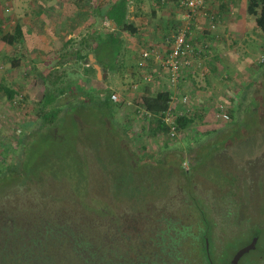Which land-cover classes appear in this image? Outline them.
Wrapping results in <instances>:
<instances>
[{"label": "rangeland", "instance_id": "1", "mask_svg": "<svg viewBox=\"0 0 264 264\" xmlns=\"http://www.w3.org/2000/svg\"><path fill=\"white\" fill-rule=\"evenodd\" d=\"M259 37L264 44V31ZM251 40L247 49L259 48L255 43L257 37ZM102 50L105 57V46ZM257 64L258 73L247 78L252 80L250 85L245 91L237 92L239 98L244 94L236 109L239 115H235L233 109L236 106L233 103L226 106L232 116V130L218 127L219 132L207 141L211 143L202 147L200 142L195 143L189 151L183 148L187 143L183 134L169 142L165 141L167 139L164 136L150 138L143 127L144 122L133 113V109L119 106L113 119L121 129L119 132L123 143L126 142L140 156L142 165L139 166L130 164V155L123 150L124 144L120 145V138L114 133L116 129L112 126V118L106 122L102 119V107L97 108L99 103L90 102L83 105L82 109L78 92L82 91L83 86H79L77 93L73 94H76V99L71 101L68 108L60 110L53 127L36 131V135L28 140L29 144L21 161L24 171L30 172V184L34 187L31 185L29 190L18 191L0 181V217L4 218L3 214L8 208L14 211L16 198H19L26 212H31V216L42 212L41 207L47 209L49 205L45 201L52 198L55 203H51L53 213L57 207L59 214L68 212L74 215L72 224L82 220L90 225L96 223L108 242L112 240L108 238L118 226L116 216L122 217L127 213V217L136 222V215L139 213L140 223L135 224L137 230H140L139 238H145L156 224H163L166 216L177 218L176 226H187L184 233L179 234L177 248L184 256L183 260H179L180 264H191L195 255L200 253V247L191 244L196 239L191 238L190 233H198L204 228L200 226L201 210L211 219V227L225 229L223 235L219 234V239L223 237V241L218 249L220 253L217 259L212 253L214 264H226L232 253L247 243L255 232L261 233L258 243H263L262 232L256 225H259L261 219L264 221V61L258 59ZM231 91L236 98L234 90ZM85 93H88L86 88ZM122 94L130 95L128 92ZM0 95V158L2 147L9 143V154L14 160L17 152L24 151L25 147L20 146V141L25 137L21 129L37 125L30 120H35L38 96L35 92L24 99L15 96V101L7 104L5 92L1 91ZM56 100L61 104V97H56ZM238 101L239 99L237 103ZM211 103L212 101H200L198 105L199 108L202 104V108L208 113V120L212 121L208 125L203 124L205 127L222 124L227 120L215 116V107ZM196 126L199 128L201 125ZM196 126L185 133L191 138L192 144V136L202 134L198 133L199 130L196 131ZM228 141V145L224 146L223 142ZM215 145L220 149L213 148L210 153L208 148ZM151 154L152 158L149 156ZM197 154L203 158L198 164L200 170L191 168L192 173L186 174L189 176L187 179L181 172V166L195 164L194 156ZM158 157L162 161L154 163ZM112 170L122 174L120 181L115 179L117 174ZM226 172L229 173L225 174ZM234 177L236 180L230 182ZM80 178L83 182L78 183ZM229 183L232 184L230 194ZM238 197L240 206L234 208L230 201ZM74 199H78L77 204L82 207L76 205ZM32 201L36 206L29 208L28 204ZM85 203L95 207L94 210H89ZM98 206L102 207L103 214L101 211L98 214L95 212L96 208H100ZM23 208L21 211H25ZM121 223L120 221L119 225L124 226ZM240 226L242 228H238ZM120 241L123 243L122 239ZM52 251L56 253L53 258L58 264H82L66 246H58ZM247 255L248 253L238 264L244 263ZM166 258L168 260V254ZM198 264L203 262L200 260Z\"/></svg>", "mask_w": 264, "mask_h": 264}, {"label": "crops", "instance_id": "2", "mask_svg": "<svg viewBox=\"0 0 264 264\" xmlns=\"http://www.w3.org/2000/svg\"><path fill=\"white\" fill-rule=\"evenodd\" d=\"M106 1L0 0V84L13 89L21 99L34 92L38 96L36 90H42L44 82L52 88L62 85V103L69 105L76 99L74 92L86 86V77L91 75L102 84L100 88L128 92L127 97L134 102L146 89H161L160 76L165 73L161 58L173 42V31L181 28H185L193 46L194 71L189 72L188 65L175 90L188 92L187 108L200 101L236 106L237 92L245 91L252 81L248 76L258 73L257 61L264 58V44L259 37L263 31L247 11L248 0H203V11L197 9L189 16L176 0H130L127 20L136 31L121 32L123 54L116 70L108 71L99 62L94 37L116 27L112 19H99L94 13V6ZM18 26L17 38L12 43L5 40L4 35L15 33ZM256 37L259 48L247 49ZM146 48L151 54L143 57ZM77 52L82 59L78 60ZM87 65L94 68L89 75L83 69ZM148 74L153 82H146ZM121 106L133 109L131 105Z\"/></svg>", "mask_w": 264, "mask_h": 264}, {"label": "trees", "instance_id": "3", "mask_svg": "<svg viewBox=\"0 0 264 264\" xmlns=\"http://www.w3.org/2000/svg\"><path fill=\"white\" fill-rule=\"evenodd\" d=\"M129 1L130 0H108L94 6V13L97 18L112 19L116 24V27L109 30V32L94 36L96 39V52L98 51V58H100L99 62H103L104 67H106L108 71L116 70L119 61L118 59L123 54L121 46L124 39L121 37V32L123 30L129 32L136 31V26L127 20V8ZM247 11L255 16L256 26L264 31V0H248ZM19 34L20 27L18 26L15 29V33L4 35V39L12 43ZM104 46L107 49L105 57L102 50ZM77 55L78 60L83 58L79 52H77ZM83 69L84 73L87 75L94 70L92 65H87ZM101 86L102 84L95 76H87L86 86L82 88V91L80 90L78 92L81 97L78 98V101L80 100L82 109L84 108L83 105L90 102L99 103L97 108L100 109L102 107V119L104 118V121L106 122L112 118V126L116 129V132L114 133L120 138L119 143L121 145L123 143L122 135L120 134L121 132H119L121 129L118 128V122H115L113 119V117L117 114L116 111L120 105L110 98V94L113 90L110 88L102 89L100 88ZM85 88L88 93H85ZM0 89L4 90L6 94L7 104H11L15 101V91L13 89L5 86L4 84H0ZM36 91H38L39 94L38 107L34 118L35 120L30 121L31 123L35 121L34 123L37 125L29 129H27L29 126L21 129L25 137L22 141H20V146L21 148L25 146L24 151H18L15 159L12 160L13 158H11L9 154V143H6V145H4L1 149L0 181L5 184H9L10 187L13 186V189L18 191L29 190L32 185L30 184L29 178L30 172H28V170L27 172L24 171L23 163L21 161L23 154L26 152L25 150H27V146L29 144L28 140L36 135V131L41 132V130H45L44 128H48V126L49 128L50 126L53 127L52 125L55 123L54 119L56 116L64 109L68 108V105H64L62 102L60 104L58 103V100H56V97H60L65 93V89L62 85L52 88L47 82H44L43 89ZM171 93L172 92L168 89H158L155 91L146 89L137 98H134L135 104L144 107V109L150 113L146 123L143 125L150 138L164 136L167 139L165 141L169 142L170 140L177 138L180 134H183V136H185L184 138H187L186 146L183 148L189 151L195 143L200 142L201 147L204 144L211 143L207 141L213 134L219 132L218 127H223L227 129V131L232 130V124H230L232 116H230L231 114L226 109L227 104L219 101L214 103L212 102L211 104L215 107L214 112L216 110H223L228 113L229 118L224 120L222 124L205 127L203 124L208 125L212 121L208 120V113L204 110V108H202L201 104L199 106L201 109H199L198 105H196L197 107L193 106L189 110L184 109L181 114H176L173 121V124L175 125V134H171L170 124L164 120V114L172 99ZM243 96L244 94H241V98H243ZM241 98H239L236 108L233 109L235 115H239V111L236 109L237 105L240 106L239 102L242 101L240 100ZM218 103L222 104L221 109L218 107ZM196 124L201 126L197 128ZM192 126H196V131L199 130L198 133H202L200 136H192V139H194L193 144L190 142L191 138H188L187 135H185L186 131L188 132V129ZM229 142L230 141L223 142V145L227 146ZM123 144V150L130 155V164L134 163L138 166L142 165V163H140V156L137 154L136 150L130 148L126 142ZM213 148L220 149L218 145H215L214 147L211 146L208 148L210 153ZM210 153L209 155H211ZM149 156L152 158L153 155L151 154ZM156 161H154V163H159L162 159L158 157ZM202 161L203 158H201V155H195L193 162L195 164L188 167L181 166V172H183L188 179L189 176L186 174L190 175L192 173L190 170L191 168L199 171L200 169L198 164ZM149 165L154 166L155 164ZM113 172L117 174L115 179L120 181L122 174L115 171ZM228 173L229 172H226L225 174ZM85 180L86 176L84 177V181ZM81 182H83L82 178H80L78 183ZM112 184L116 185L114 182H112ZM32 186L34 187V185ZM165 186L164 188L166 189ZM229 188L232 187L228 186V189ZM34 189L35 188H33V191ZM164 192H162V194ZM231 192L232 191H229L228 194ZM35 195L38 196V194ZM16 199L17 201L14 205V211L13 209L8 208L5 211V214H3L4 218L0 217V264H58L56 263V259L53 258L56 253L52 251V249H56L58 246H66L70 253L76 257V260L82 264H169L168 260H170L169 258H171L172 254H174L173 260L179 261L180 258L183 260L184 256L180 253L177 245L179 244V234H183L187 226L180 228L176 226L175 222L177 218H167L166 216V220L163 224H156L155 227L147 233L145 238H139L140 230H137V227L135 226V224L137 225V223H140L139 213L136 215V222L135 219H129L127 217V213H125L122 217L120 215L116 216V221H121V225L123 224L124 226H120L118 222L116 231H114L112 236L108 238L112 240H109L108 242L106 235L103 231L97 228L96 223L90 225L84 223L82 220L78 223L72 224L74 215L69 214L68 212H62L59 214L57 213V207H55L56 210L55 213H53V206L51 204L53 203L52 198L45 201L48 202V208L46 209V207H41L42 212L34 216L29 215L31 213L30 211L26 212V208H23L19 198ZM238 199L240 200V198ZM77 200L78 199H74L75 204L79 205L77 204ZM85 204L89 210H94L95 207L90 206L88 203ZM35 206L36 203L33 201L28 204L29 208ZM98 207L100 208H96L97 211L95 212L98 214L101 211L103 214L104 212L102 207ZM21 208L25 211H21ZM202 211L203 210L200 211L201 217H199L201 221L200 226H204L205 228L210 227L211 219L207 218ZM131 220L134 222H131ZM260 236L261 235H259L258 239ZM200 237V241L195 240V242L191 243L192 245L200 247V253L198 252L199 255H195L196 261L194 258V261L191 264H198L200 260L203 264H210V258L212 259L211 255L213 250L210 247L209 249H206L205 241L201 235ZM121 239L123 243H121ZM166 254H168V260L166 258ZM173 264L177 263L174 262Z\"/></svg>", "mask_w": 264, "mask_h": 264}, {"label": "built area", "instance_id": "4", "mask_svg": "<svg viewBox=\"0 0 264 264\" xmlns=\"http://www.w3.org/2000/svg\"><path fill=\"white\" fill-rule=\"evenodd\" d=\"M164 2L165 0H160ZM177 5L184 8L186 10V15L189 16L192 12L196 11L197 9L203 11L204 2L203 0H177ZM205 13V12H204ZM213 15L211 14L209 17L211 18ZM185 28H181L178 30H174L172 33V41L168 44L167 50L164 52L163 57L161 58V64L165 68V73L161 74L160 76V87L161 89H168L171 93V101L168 109L164 114V120L170 124L171 127V134H175L173 124L174 116L176 114H181L183 110H189L191 107L186 105L189 104L190 97L188 92L181 88V90H175V88L180 84L182 79L185 75V68L189 65V72L193 73L192 68V50L193 46L187 40ZM151 54V50L146 48L142 50V56L147 57ZM263 57L260 58L262 60ZM142 64V62H140ZM146 82L150 83L153 82V76L151 74L146 75L145 77ZM110 98L121 105H131L133 107V113L136 114L141 118V120L146 123L148 116L150 113L144 109V107L138 105L136 106L132 99L128 98L127 96L123 95L120 92L113 91L110 94ZM180 102L182 105H180ZM218 107L221 109L222 104L218 103ZM137 108V109H136ZM215 116H221L224 119H228L229 115L226 111L223 110H216ZM181 135V134H180Z\"/></svg>", "mask_w": 264, "mask_h": 264}, {"label": "flooded vegetation", "instance_id": "5", "mask_svg": "<svg viewBox=\"0 0 264 264\" xmlns=\"http://www.w3.org/2000/svg\"><path fill=\"white\" fill-rule=\"evenodd\" d=\"M236 179H232L230 180V182L233 183V181H235ZM228 186H231L232 187V184L229 183ZM232 188H229L230 191ZM235 194V193H234ZM264 197V196H263ZM240 198V197H238ZM238 198H234L232 199L230 202H232L233 204V207H239L240 206V203L241 201L238 199ZM238 199V200H237ZM242 202H244V200H242ZM238 205V206H236ZM235 210V209H234ZM263 214H264V210L262 211ZM245 226V225H244ZM256 227L258 228L259 231L262 232V235H263V239H264V221L261 219L260 222H259V225H256ZM238 228H242V226L238 227ZM197 231V230H196ZM221 232V233H220ZM225 232V229L222 228V229H216V227H207V228H203L202 231H198L197 232H191L190 233V237L191 238H195L197 241L201 239L200 235L202 236L203 240L205 241V246H206V249H209L212 248V253L213 255L216 257H218V253H220L218 251L220 245H221V242L223 241V237L222 239L220 240L219 239V234H222ZM237 233V231H236ZM259 234L261 235V233H258V232H255V234H253V236L250 237V240L247 241V243H245L244 245L240 246L239 248H237L233 253L232 255L229 257V259H227V263L228 261L233 257L234 253L244 247V246H248L251 244L252 240H254V243L251 247L248 248V250L244 251L240 257L238 258L236 264H238L239 260H241V258L246 254L248 253L247 255V258L244 260V263L242 262L241 264H264V242L263 243H258V237H259ZM198 237V238H197ZM220 243V244H218ZM216 244H218L219 246L216 247ZM256 251V252H255ZM174 254H172L170 260H169V264H173L174 262H176L177 264H180V261H176V260H173L174 259ZM212 256V255H211ZM181 260V258H180ZM213 258L211 259L210 258V264L212 263L213 264ZM226 263V264H227Z\"/></svg>", "mask_w": 264, "mask_h": 264}, {"label": "water", "instance_id": "6", "mask_svg": "<svg viewBox=\"0 0 264 264\" xmlns=\"http://www.w3.org/2000/svg\"><path fill=\"white\" fill-rule=\"evenodd\" d=\"M96 65L98 66V64H96ZM253 243H254V240H252V242H251L250 245H248V246H244V247L238 249V250L234 253L233 257L228 261L227 264H236V262H237L238 258L240 257V255H241L244 251L248 250V248L251 247V246L253 245Z\"/></svg>", "mask_w": 264, "mask_h": 264}]
</instances>
